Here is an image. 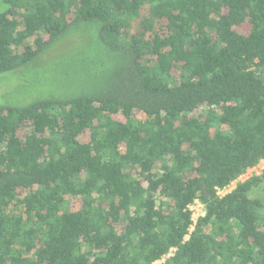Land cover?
<instances>
[{
    "label": "trees",
    "instance_id": "obj_1",
    "mask_svg": "<svg viewBox=\"0 0 264 264\" xmlns=\"http://www.w3.org/2000/svg\"><path fill=\"white\" fill-rule=\"evenodd\" d=\"M73 36L0 104V264H264V0H0V73Z\"/></svg>",
    "mask_w": 264,
    "mask_h": 264
},
{
    "label": "rangeland",
    "instance_id": "obj_2",
    "mask_svg": "<svg viewBox=\"0 0 264 264\" xmlns=\"http://www.w3.org/2000/svg\"><path fill=\"white\" fill-rule=\"evenodd\" d=\"M248 28L249 25L242 24L237 27V30L246 33ZM75 38L76 36L68 38L67 44L63 46L53 47L44 58H39L29 68L21 67L9 72L0 73V104L23 105L40 95H51L63 92L64 88L59 83L61 79V73L58 69L59 61L63 56L72 54V50L75 49L73 45L78 42L74 43ZM70 43L72 45L68 47ZM86 138L87 133L82 136L83 140H86ZM250 175L249 173H245L237 180L243 181ZM237 180L222 190L223 193L234 188ZM263 188L264 184L262 186ZM259 193L264 195V190ZM190 208L193 210V219L203 214V208L197 202L191 205ZM154 264H158V262Z\"/></svg>",
    "mask_w": 264,
    "mask_h": 264
},
{
    "label": "built area",
    "instance_id": "obj_3",
    "mask_svg": "<svg viewBox=\"0 0 264 264\" xmlns=\"http://www.w3.org/2000/svg\"><path fill=\"white\" fill-rule=\"evenodd\" d=\"M263 162H264V160H262L256 167L248 169L246 173L247 174L248 173L249 174H252V173L259 174L260 171L264 168V163ZM218 193L219 194H223V191L220 190Z\"/></svg>",
    "mask_w": 264,
    "mask_h": 264
}]
</instances>
